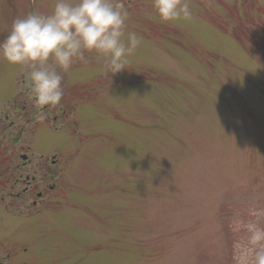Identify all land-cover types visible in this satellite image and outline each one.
I'll return each mask as SVG.
<instances>
[{
	"label": "rangeland",
	"instance_id": "1",
	"mask_svg": "<svg viewBox=\"0 0 264 264\" xmlns=\"http://www.w3.org/2000/svg\"><path fill=\"white\" fill-rule=\"evenodd\" d=\"M55 2L0 0V41ZM122 2L126 34L141 37L125 69L106 75L95 53L57 68L64 96L43 120L27 70L0 58V152L16 166L18 153L62 156L37 207L40 173L18 201L7 194L26 184L13 176L29 170L0 177V264H251L264 227V0H191L192 19L176 23L152 0Z\"/></svg>",
	"mask_w": 264,
	"mask_h": 264
},
{
	"label": "clouds",
	"instance_id": "2",
	"mask_svg": "<svg viewBox=\"0 0 264 264\" xmlns=\"http://www.w3.org/2000/svg\"><path fill=\"white\" fill-rule=\"evenodd\" d=\"M191 0H152L162 23L192 19ZM128 12L122 0H56L51 14L34 12L13 21L10 34L0 41V58L27 70L30 95L37 119L45 108L57 107L63 96L64 77L75 60L87 62L85 53L102 59L105 74L125 69L127 58L141 42L135 32L126 34ZM251 264H264V227L249 237Z\"/></svg>",
	"mask_w": 264,
	"mask_h": 264
},
{
	"label": "flooded vegetation",
	"instance_id": "3",
	"mask_svg": "<svg viewBox=\"0 0 264 264\" xmlns=\"http://www.w3.org/2000/svg\"><path fill=\"white\" fill-rule=\"evenodd\" d=\"M51 108H45V115L46 116H50V110ZM63 112V111H61ZM60 112V113H61ZM18 117H21V114H19ZM33 140V135H32V138H31V141L32 142ZM24 142H29V139H26V140H23ZM29 145V144H27ZM22 148H28L29 146H21ZM28 151V150H27ZM26 153V152H25ZM25 153H18L19 155L17 156L19 159H20V162H22L20 165H12V162H13V159H12V155H10L9 153L8 154H5L4 152H0V177L3 176L2 174L6 173L9 171V174L12 175V173L10 172V170H16L18 172V170H24L25 172L27 170H29V172H26V176L23 178L20 174H18V177H14L13 178L16 180L18 179H21L23 182H25L26 186L21 190L22 192L19 194V192H17L15 195L13 194H7L8 196H10V200H15V201H18V200H21V194H27L29 192L32 193V190L35 188V189H38V186L35 184H32V182H34L36 180V175L35 174H39L37 176L38 178V183L41 184V183H44V185L42 186V190L40 191H36L35 195H36V201H32V206L33 207H37V205H40V203H38L39 201L42 202V200L44 201L46 199V191L47 192H52L55 190V187L54 186H48V188H46V183H50L52 181V179L54 178V175H53V168H55L61 161V157H59V159H56L54 158L52 155H51V152H48L46 150L44 151H41L39 154L33 150V153L35 154V156L42 160L41 162H38L37 165H33L31 160L29 159V157H27L25 155ZM36 159V158H35ZM66 160H63L62 163H64ZM60 170H62V168H60ZM62 171H60L61 173ZM56 173V172H54ZM17 174V173H16ZM33 174V175H31ZM10 175H8V178L10 177ZM23 178V179H22ZM13 185H16V184H13ZM47 189V190H46ZM10 190V189H9ZM46 190V191H45ZM15 196V197H13ZM17 196V197H16ZM6 198L5 196V193H1V198L0 200H4ZM45 209V208H44ZM43 208H41L40 210L37 211V213H32V214H24V215H21L20 216L18 215H13L14 217H12L11 215H7V213L5 214L8 218H10L11 222H14V221H20L21 219H25V218H30V217H33L35 215H38V214H41L40 211H43L44 210ZM18 249L16 251H12V252H17ZM14 264V263H12ZM17 264H26V263H17Z\"/></svg>",
	"mask_w": 264,
	"mask_h": 264
}]
</instances>
